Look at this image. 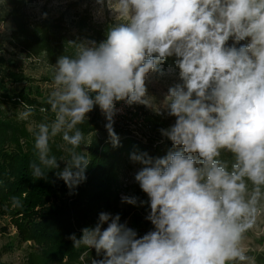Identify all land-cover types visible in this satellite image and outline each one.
<instances>
[{"label": "clouds", "instance_id": "clouds-1", "mask_svg": "<svg viewBox=\"0 0 264 264\" xmlns=\"http://www.w3.org/2000/svg\"><path fill=\"white\" fill-rule=\"evenodd\" d=\"M92 4L104 38L67 41L72 53L64 49L49 66L48 107L39 111L52 118L30 129L32 179L55 171L69 194L86 181L92 141L80 126L96 108L113 147L120 145L118 105L143 106L174 123L158 129V143L170 144L164 155L130 153L139 166L133 181L147 199L120 197L146 206L152 229L140 235L119 213L102 211L95 226L69 236L74 248L94 249L100 258L91 264H257L248 242L264 235V0ZM153 76L176 81L162 99L149 89ZM24 107L22 117H32L35 108ZM58 136L59 157L52 151ZM12 207H22L21 199L13 196Z\"/></svg>", "mask_w": 264, "mask_h": 264}, {"label": "trees", "instance_id": "trees-1", "mask_svg": "<svg viewBox=\"0 0 264 264\" xmlns=\"http://www.w3.org/2000/svg\"><path fill=\"white\" fill-rule=\"evenodd\" d=\"M10 1L14 6L9 41L12 51L0 45V215L12 219L21 242L32 243L26 264H91L92 259L100 258L95 250L74 248L69 236L75 234L79 238L82 228L95 226L102 211L113 215L120 213L123 205L120 197L124 192L121 173L123 166L130 163V153L148 151L161 156L163 145L138 139L129 129H115L120 145L113 147L104 127L105 117L96 108L89 114L88 122L80 126L92 141L87 147L91 164L86 170V181L74 190V194H69L64 182L56 178L55 171L48 173L47 180H33L29 164L35 154L30 125L35 127L44 122L45 116L51 120L52 114L39 111L41 107H48L46 98L33 96L31 89L15 87L30 79L23 71L13 68L12 58L17 54L26 59L45 56L50 65L54 64L64 49V54L72 53L73 48L67 41L84 37L100 41L104 38L106 24L94 21L92 14L84 10L71 21L74 31L71 32L64 15L56 18L49 14L47 19L40 15L31 20L25 12V0ZM3 22L0 17V26ZM24 105L35 108L32 117L18 119L6 113L9 107L25 110ZM148 122L154 128L163 123L162 117L156 115L149 116ZM62 143L58 136L52 144L57 157L65 155ZM63 166L61 164V168ZM125 192V195L147 199L135 183ZM13 196L21 199L22 207H12ZM146 215V206L139 207L128 222L140 235L152 229L151 222L144 218ZM2 254L0 251V264H5Z\"/></svg>", "mask_w": 264, "mask_h": 264}, {"label": "rangeland", "instance_id": "rangeland-1", "mask_svg": "<svg viewBox=\"0 0 264 264\" xmlns=\"http://www.w3.org/2000/svg\"><path fill=\"white\" fill-rule=\"evenodd\" d=\"M85 3H87L86 7L84 6ZM13 7L10 0L0 1V17L4 19V22L0 26V31H2L0 32V45H3L10 51H12L9 41L12 32L11 12ZM43 10H47L51 16L56 18L64 15L67 25H69V30L74 32L72 30L71 21L75 18L77 13H82L84 10H88L92 14L93 4L92 0H69L68 3H53V0H45L41 5L40 0H25V12L31 20L40 17ZM12 61L13 68L23 71L30 79L29 82L15 87L17 89H22L23 87H25V89H31L33 96L39 97V99L41 97L46 98L50 91L51 74L48 70L50 64L47 62L45 56L39 59H26L17 54L13 56ZM167 67L168 65L166 64L165 68ZM175 82L174 78L169 76L160 77L158 79L153 76L152 82L149 84V89L158 99H162L168 87ZM118 107H123L124 110L122 114L117 115L115 118V129H129L133 134L142 138H148L147 140H152L155 143L159 142L161 139L158 129L160 127H168L170 124L174 123V120L170 118H162V124L155 128H150L148 127L150 125L147 124L148 117L154 115L150 110L143 106L127 107L118 105ZM23 111L25 110L21 107H9L6 109V113L9 116L18 117V119H24L22 117ZM33 128L34 125L31 124L30 129ZM161 145H163L162 156L167 151V148L170 147V144L165 142ZM155 147L156 146H153V149H155ZM137 167L139 166L133 165L131 162L123 166L121 185L124 192H122V194L125 195V191L134 184L133 173L136 171ZM138 210L139 207L123 204L119 213L121 215V221L129 222L133 213ZM248 243L252 249L250 254L256 256L257 264H264V235L257 236L255 234H250ZM32 249V243H23L20 241L18 229L12 223V219L8 216L0 215V251L3 252L2 261L5 264H26L27 256Z\"/></svg>", "mask_w": 264, "mask_h": 264}, {"label": "built area", "instance_id": "built-area-1", "mask_svg": "<svg viewBox=\"0 0 264 264\" xmlns=\"http://www.w3.org/2000/svg\"><path fill=\"white\" fill-rule=\"evenodd\" d=\"M147 124L150 125V126H148V127H150V128L153 127L149 122H147ZM126 128H128V127H126ZM134 135H135L138 139H141V140H144V141H148V140H147L148 138H142V137L137 136L136 134H134Z\"/></svg>", "mask_w": 264, "mask_h": 264}]
</instances>
